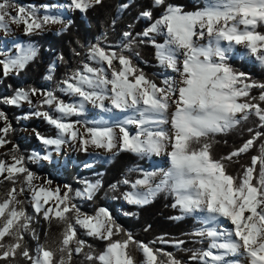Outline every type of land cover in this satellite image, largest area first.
Here are the masks:
<instances>
[{"label":"snow or ice","instance_id":"1","mask_svg":"<svg viewBox=\"0 0 264 264\" xmlns=\"http://www.w3.org/2000/svg\"><path fill=\"white\" fill-rule=\"evenodd\" d=\"M101 3L102 0H70L67 7L86 12ZM154 4L165 5V0H154ZM8 9L9 0H2L0 30L7 31L10 23H23L25 33L30 35L48 23L64 22L54 15L40 17L35 8L21 6L15 14ZM140 15L152 18L151 10ZM258 26H264V0H206L204 7L192 12L167 4L160 18L142 33L134 37L131 31H125L119 51L102 45L99 39L89 46V60L97 66L84 64L83 69L72 72L59 89L78 97L76 102L66 103L55 92L36 88L17 90L5 102L31 104L30 97L39 94L42 100L33 114L44 118L57 133L54 137L36 135L44 145L55 146L56 150L66 143L79 141L82 151L93 145L111 152L119 144V150L141 155L167 152L170 166L166 171L145 172L135 182L124 181L131 183L133 189L125 194V199L132 204L145 205L157 193L168 191L175 197L173 207H179L188 215L202 214L206 227L197 235L208 238L210 243L207 250L194 254L193 260H203L204 264H241L238 257H244L245 264H264V141L258 146V154L251 157L250 165L243 166L236 176L227 172L224 163L247 153L264 137V132L255 131L240 148L220 159L212 156L209 142V137L229 132L250 115L259 119L258 127H264V82L250 81L247 74L234 70L228 63L233 47L242 46L249 56L264 65V32L257 30ZM158 34L166 36L164 43H156ZM137 37L150 40L159 62L180 73L178 82L165 79L163 86H158L133 64L132 57H139L134 51ZM205 37L207 43L200 44L198 41ZM17 48L15 56L0 60L5 76L24 69L37 55L33 45H17ZM47 78L51 79V74ZM253 88L260 90L258 96L250 95ZM105 100L116 109L134 110V117L118 126L119 136L113 127L106 126L88 127L81 133L77 127L79 121L68 120V117L81 115L87 102L110 111L105 108ZM45 105L49 106V111L40 110ZM170 105L175 110L169 120ZM0 120H7L3 112H0ZM168 123L171 133L162 127ZM130 124L137 125L134 134L127 128ZM11 131L12 125L7 122L0 128V146L10 143L5 137ZM17 153L18 146L14 145L5 154L10 155L11 162L0 160V176L13 184L6 197L0 199V261L14 260L19 255L30 264H71L73 253L80 254L85 247H90L78 238L79 227L87 236L107 241L103 252L85 253L87 261L137 264L130 250V245H134L144 257L140 264H183L171 253L136 241L131 233H125L122 239H113L122 229L107 209L100 208L94 215L81 213L71 202L70 186L66 185L61 195L59 186L52 189L35 185L37 177L25 166V157ZM28 159H49V156L33 153ZM20 176L23 179L18 190L16 183ZM157 176L160 179L155 182ZM46 183L50 185L51 181ZM98 188L99 182L87 183L85 192L77 191L76 196L86 195L91 199ZM26 190L31 193L36 213H42L49 222L56 219L64 225L57 249L38 244L35 255H30L23 244L32 217L17 197ZM221 218L233 227L219 229L216 225ZM32 235L36 238L34 231ZM174 243L180 247L184 241ZM161 256L166 260L160 259Z\"/></svg>","mask_w":264,"mask_h":264},{"label":"trees","instance_id":"2","mask_svg":"<svg viewBox=\"0 0 264 264\" xmlns=\"http://www.w3.org/2000/svg\"><path fill=\"white\" fill-rule=\"evenodd\" d=\"M22 1L41 4L47 0ZM125 4L127 7H122ZM167 4L181 6L185 12L196 11L205 6L204 0H165V5H155L154 0H102L101 4L92 6L86 12L73 10L71 22L58 35L51 32L32 36L23 35V38L37 43L39 46L37 55L15 76L7 75L2 79L1 89L5 92L3 96L0 92V98L5 97V94L13 93L18 88L28 90L43 87L56 56L60 55L62 59L60 58L51 78V86H57L67 75L82 68L89 46L95 44L98 39L117 44L123 39L122 34L125 31H131L135 37L137 33H142L150 23L160 18ZM145 10H151V20L141 17L140 14ZM257 30L264 32V26H258ZM103 32L105 35L101 37ZM165 38L166 36L163 34L155 35L156 43L164 42ZM141 40L143 43L140 42ZM134 51L139 53V57H132L133 64L149 80L159 84L161 81L160 67L157 63L158 58L154 45L148 38L137 37ZM125 54L131 55L128 52ZM228 63L234 70L247 74L250 81L264 82V65L236 54L229 56ZM259 92V89L253 88L250 95L258 96ZM0 108L12 118V123L15 126V131L6 137L10 141L17 142L19 153L25 150V159L36 147L37 138L32 136L22 142L18 132L21 125L27 124L43 136L54 135V131H51L47 123L40 118H35L28 123L18 120V115L25 113L26 109L19 110L14 106H1ZM259 123L257 117L250 115L246 121H242L240 125L229 132L209 137V142L212 144V156L215 159L226 157L240 148L255 134V131L264 132V127H258ZM250 128L253 129L252 132L248 131ZM262 141H264V137L257 140L247 153H241L230 161L225 160L227 172L234 176L241 173L243 166L250 165L251 157L258 154V146ZM75 162L76 164H72V160L67 158L68 164L63 170L58 169L56 164L52 163L48 166L28 163L27 166L37 173H47L53 178L56 177L58 180L68 183L73 190L78 186L77 183L81 177L100 178V186L92 198L84 200L78 207L88 213H95L100 208L107 209L115 223L122 229L119 235L114 236L113 239H122L125 233H131L136 241L149 243L154 249L171 253L183 264H203L200 259H192L194 254L207 250L210 243L208 238L197 235L204 229L203 221L195 215L184 214L179 207H173L174 195L168 191L159 192L150 203L145 205L124 202L123 198L126 192L132 188L131 183L126 184L124 181L134 182L145 172L151 170L148 154L141 155L120 150L115 154L91 161L89 153L80 149L75 156ZM89 164H91L90 168H83ZM21 180L22 176L17 178L16 187L20 186ZM114 185L115 187H113ZM11 187H13L11 181L4 179L0 182V199L6 197ZM24 206L28 214L37 219L36 222L32 220L30 230L24 233L23 238V244L28 248L30 255H34L38 244L52 250L57 249L64 225L56 219L49 222L41 218L39 213H35L26 201ZM33 231L36 238L32 235ZM77 236L90 247H85L80 254L73 253L71 264H98L95 260L87 261L85 253L103 252L107 241L87 236L79 227H77ZM5 240L8 241L9 238L6 237ZM163 241H167V243ZM175 241H184V243L177 247ZM130 250L137 264H140L144 259L143 254L134 245H130ZM56 256L58 259L59 253ZM160 259L166 260V257L161 256ZM0 264H30V261L17 255L14 260L0 261Z\"/></svg>","mask_w":264,"mask_h":264},{"label":"rangeland","instance_id":"3","mask_svg":"<svg viewBox=\"0 0 264 264\" xmlns=\"http://www.w3.org/2000/svg\"><path fill=\"white\" fill-rule=\"evenodd\" d=\"M0 2H2V0H0ZM204 2L206 3V0H204ZM69 3H70V0H47L46 2L41 3V4L23 2L22 0H9V9L8 10L10 12H12L13 14H15L16 9L18 7L23 6L26 9L35 8L37 10V15L40 17H42L44 15H54V16L61 17L64 22L63 23H48V24L44 25L41 30H38L37 32H34L33 34H30V35L25 33V25L23 23H20V24L10 23L9 29L7 31L0 30V60H3L8 56H15L18 52L17 45H24V46L33 45V46H35L36 51H38L39 46L37 45V43L34 41H29L26 38H23L22 37L23 35L32 36L34 34H43V33H47V32H51V33L58 35L61 31H63L66 28V26L69 24V22H71V14L74 10V9H70L67 7V5ZM45 5H48L49 7L45 8L44 7ZM104 35H105V32H103L101 34V37ZM100 41L102 42V45L111 46L115 50L119 51V44L121 41H119L117 44H114L110 41H104V40H100ZM198 42L200 44H206L207 37H205L202 40H199ZM162 43H164V42H162ZM162 43H160V44H162ZM232 54L239 55V56L244 57L250 61H255L251 56H249L244 51L242 46L233 47V50H232L230 55H232ZM60 58H61L60 55L56 56L55 61L53 63V65L55 67L58 65ZM179 59L182 60L183 56L181 55L179 57ZM255 62H257V61H255ZM89 63L93 67L97 66L94 61L89 60L88 51H87L86 58L82 64V68H80L79 70L83 69L84 64H89ZM157 63H158V66L160 67L159 74L161 76V81L159 84H157L158 86H163V81L165 79H170V80L177 81V82L181 79L179 72H177V71H175L169 67H165L164 65H162L159 62V60ZM117 66H118V64H117ZM55 67H54V69H55ZM19 71L20 70L10 72L8 75L15 76ZM53 71L51 73L49 72L47 77L50 74L52 76ZM69 75H67L57 86H53V87L51 86V79H48L46 77L45 85L41 88H38V89L41 91H45V92L46 91H53V92H55L56 96L59 99L64 100L66 103L76 102L79 99L78 97L71 96V95H68L67 93H63V92L59 91L60 87L63 86L62 82ZM4 77H5V75L3 73V67H2V65H0V92H1L2 96L5 92V90L1 89V82H2V79ZM20 89H23V88H18L17 90H20ZM17 90H15L11 94H5V97L0 98V107L1 106H3V107L14 106V107L18 108L19 110L20 109H26L27 111L25 113L20 114L17 117L18 120L24 121L25 123H28L35 118H40L47 123V121L44 118L36 116L33 114L37 110V107H35V106H39V102H40V100H42V97L39 94L30 97V99L32 101L31 104H29L28 101H23L19 105H12V104H8L5 102L8 98L12 97ZM104 104H105V108L110 109V111H105L104 109H101V108L93 105L92 103L87 102V103H85L84 110H83L81 115L68 117V120L79 121V123L77 124V127L80 129L81 133H84L86 128H88V127L106 126V127H113L117 133V136H119V127L118 126L121 125L123 123V121L134 117V115H135L134 110L116 109L110 104L109 100H105ZM40 110L49 111L50 109H49V106L45 105ZM174 110H175L174 106L170 105L169 113H168V119L169 120L171 119V113ZM0 112H3L7 118L6 121L0 120V128L4 127L5 123L7 122V123H10L12 125V131L11 132H14L15 126L12 123L13 122L12 118H10L2 108H0ZM47 125L49 126L51 131H54V135L49 136V137H54L57 133V130L55 129L54 126L50 125L49 123H47ZM162 127L165 130L169 131V133H171V124L170 123L165 124ZM127 128L129 130V132L132 134H134L138 130L137 125H135V124L127 125ZM11 132H9V133H11ZM18 132H19V137H20L22 142L26 141L29 137H32V136H35L37 138L36 147L34 149H32L29 157L32 156L33 153H39L41 157L49 156V159H35V160H30V159H28V157H26L25 166L27 168H28V166H27L28 163L29 164H39L40 166H42L44 164H46L48 166L50 163H52V164H56L58 169L61 168L63 170L68 164L67 158H70L72 160V164L73 163L76 164L75 156H76L78 150L81 149L79 141L66 143V144L62 145L59 150H56L55 146L44 145L38 139V137L36 135V133H37L36 129L31 128L27 124L21 125ZM5 139L8 140L7 137H5ZM8 141H10V140H8ZM14 145L18 146L17 142L10 141V143H7L3 146H0V160H5L6 162H9V163L11 162L10 155H5V154L9 153V151L13 148ZM18 151H19V148H18ZM112 151H115V153L120 151L119 150V144L117 145V148H114ZM24 152H25V150H22V152L20 151V153L18 152L17 154L24 156L25 155ZM86 152L89 153V160H91V161L96 160L102 156H109V153H110L109 151H107L104 148H97L93 145H89L88 150ZM115 153L113 152V154H115ZM104 154H106V155H104ZM110 155H112V154H110ZM148 156H149V162H151L152 167H151V170H149L147 172H159L161 170L166 171L168 169V167L170 166L167 152H163L160 155L148 154ZM90 167H91V164L83 166V168H90ZM29 170L37 177V179L34 180V182H33L37 186L43 185L46 187H51L52 189H55L57 186H59V188L61 189V193H60L61 195H63L64 191H66L65 186L66 185L70 186L68 183L61 181V180H58L56 177L53 178L50 175H48L47 173H37L31 169H29ZM56 176H57V174H56ZM140 178H138V179H140ZM22 179H23V177H22ZM159 179H160V177L157 176L155 178V182H158ZM2 180H4V177L0 176V181H2ZM47 181H51V184L47 185V183H46ZM78 181H79L77 183L78 186H76L74 188V190L71 189L72 191L69 193V195L72 197L71 202L76 204L77 207L79 206V204H82L84 202V200H86L88 198L86 195L76 196V192L79 191L81 193H84L86 186H87V183L96 184L97 182H99V186H100V178L99 179H91L88 176H86V177H81ZM19 187L20 186L17 187L18 190H19ZM129 191H133V189L131 188L127 192H129ZM17 198L19 200H22L23 202L26 201V203L29 204L33 208V204L31 202L32 196H31V193L29 191L26 190L23 194L18 195ZM123 199H124V202L126 204H132V203H129L128 200L125 199V196ZM23 206H24V204H23ZM24 208H25V206H24ZM33 210H34V208H33ZM80 211H81V213H85L88 215H94L96 213V212L95 213H88V212H85L82 210H80ZM28 215L31 216L30 214H28ZM39 215L41 218L45 219L43 217L42 213H39ZM192 215H195L198 219L202 220L203 221V228L206 227L205 222H204V217L202 214L195 213ZM32 220L35 222L37 221V219H35V218H32ZM224 225L225 226H228V225L231 226V223L229 221H227L226 219L221 218L216 226L219 229H221V227H223ZM34 255H35V253H34ZM238 259L240 260L241 264H245V258L244 257H238ZM202 262L204 264L203 260H202Z\"/></svg>","mask_w":264,"mask_h":264},{"label":"bare ground","instance_id":"4","mask_svg":"<svg viewBox=\"0 0 264 264\" xmlns=\"http://www.w3.org/2000/svg\"><path fill=\"white\" fill-rule=\"evenodd\" d=\"M206 43H207V42H206ZM234 47H235V46H234ZM224 226H225V225H224ZM224 226H223V227H221V230H223V229H231V228L233 227L232 225H231V226H230V225H228V226H225V227H224Z\"/></svg>","mask_w":264,"mask_h":264},{"label":"crops","instance_id":"5","mask_svg":"<svg viewBox=\"0 0 264 264\" xmlns=\"http://www.w3.org/2000/svg\"><path fill=\"white\" fill-rule=\"evenodd\" d=\"M113 152L115 153V151H112V152L109 153V155H110V154H113ZM116 152H117V151H116ZM104 155H106V154H104ZM107 155H108V154H107Z\"/></svg>","mask_w":264,"mask_h":264}]
</instances>
